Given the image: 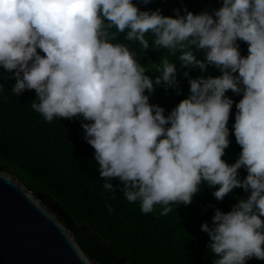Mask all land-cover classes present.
<instances>
[{"label": "clouds", "instance_id": "obj_1", "mask_svg": "<svg viewBox=\"0 0 264 264\" xmlns=\"http://www.w3.org/2000/svg\"><path fill=\"white\" fill-rule=\"evenodd\" d=\"M174 12L140 10L133 0H0V67L15 77L11 93L35 91L30 107L45 121H88L81 127L103 188L114 193L109 179L118 178L123 197L141 213L159 205L163 216L173 205L189 204L201 182L217 186V200L234 187L249 192L200 227L216 254L213 264L264 260V0H222L211 14ZM119 33L141 49L150 46V33L151 46L182 66L203 71L213 65L221 74L189 79V95L165 116L145 90L175 84L174 63L163 56L155 66L160 75L150 78L135 52L113 43ZM238 39L247 43L246 56ZM193 47L203 50V61ZM227 90L241 95L232 126L241 150L232 164L221 159L233 105ZM106 208L113 211L110 203Z\"/></svg>", "mask_w": 264, "mask_h": 264}, {"label": "trees", "instance_id": "obj_2", "mask_svg": "<svg viewBox=\"0 0 264 264\" xmlns=\"http://www.w3.org/2000/svg\"><path fill=\"white\" fill-rule=\"evenodd\" d=\"M133 3L140 10L159 9L161 15L175 17L174 10L180 15L184 10L211 14L221 6L222 0H149L147 4L133 0ZM123 36V33L117 34L113 43H124L135 52V59L146 67L145 75L150 78L160 75L155 66H162L163 56L174 63L175 84L154 83L151 93L145 90L148 102L162 107L165 116L189 95V79L221 74L213 65L206 64L203 71L198 67L182 66L179 59L168 56L166 49L157 50L151 46L150 33L145 36L150 45L147 49L139 48L138 42L124 40ZM236 43L240 54L246 56L247 43L239 39ZM192 50L196 58L203 61V50L195 47ZM14 84L12 72L0 67V85L3 86L0 87V170L18 178L46 207L59 215L88 257L99 264H213L216 254L208 247L209 237L200 225L211 226L215 210L230 211L238 200L246 199L249 192L234 187L223 199L217 200L212 195L217 186L209 187L201 182L189 204L173 205V210L163 216L157 215L159 205L154 212L141 213L138 203H129L123 197V184L118 178L109 179L114 193L103 188L104 178L99 175L94 149L84 139L81 127L88 121L76 116L71 119L57 117L47 122L30 107L36 99L35 91L25 89L14 95L11 93ZM225 95L233 100V105L226 125L229 144L221 159L232 164L241 150L232 132L235 103L241 95L231 90ZM246 174L243 167L238 169L240 179ZM106 203L112 205L111 213ZM245 264H264V260L252 257Z\"/></svg>", "mask_w": 264, "mask_h": 264}, {"label": "water", "instance_id": "obj_3", "mask_svg": "<svg viewBox=\"0 0 264 264\" xmlns=\"http://www.w3.org/2000/svg\"><path fill=\"white\" fill-rule=\"evenodd\" d=\"M0 264H99L61 217L14 175L0 170Z\"/></svg>", "mask_w": 264, "mask_h": 264}, {"label": "rangeland", "instance_id": "obj_4", "mask_svg": "<svg viewBox=\"0 0 264 264\" xmlns=\"http://www.w3.org/2000/svg\"><path fill=\"white\" fill-rule=\"evenodd\" d=\"M146 69V67H144Z\"/></svg>", "mask_w": 264, "mask_h": 264}]
</instances>
